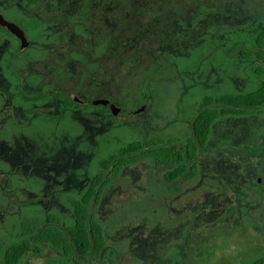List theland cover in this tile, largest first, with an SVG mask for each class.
I'll return each mask as SVG.
<instances>
[{
	"label": "rangeland",
	"instance_id": "rangeland-1",
	"mask_svg": "<svg viewBox=\"0 0 264 264\" xmlns=\"http://www.w3.org/2000/svg\"><path fill=\"white\" fill-rule=\"evenodd\" d=\"M22 2L35 6L30 9ZM83 4L85 12L84 0ZM12 5L23 14H29L35 7L43 20L52 19L46 25L47 32L32 39L46 48L29 46L17 54L15 69L21 78L22 92L38 91L45 84L57 88V93L65 89L70 91V97L76 95L84 100L101 92L121 108L115 120L100 108L83 113L70 110L69 118L83 127L67 118L55 124L40 118L25 129L28 134L53 133L54 129L76 134L73 141L68 139L71 141L64 144L69 154L66 189L71 193L85 186L91 171H99L94 162L102 152L103 155L116 153L128 141L146 140L153 135L165 138L189 135L191 119L198 111L203 93L214 94L225 88L226 77L232 79V89L241 85L242 80L236 76L243 72L244 61L236 53L222 52L223 45L230 40L227 29L240 27L252 33L264 20V0H178L173 8L172 1L165 2L161 8L156 3L151 9L137 8L136 14L142 18L136 20V26L131 25L130 19L124 20L120 15L124 11L117 9L115 33L110 34L99 25L85 24L84 33H77L69 32L70 26L60 22L76 16L83 6L79 0H0L3 9ZM120 6L117 0V8ZM3 15L15 20L9 14ZM147 15L151 17L149 21L144 19ZM92 17L89 11L86 20ZM83 20L86 21L85 17ZM210 27L223 32L210 33ZM52 34L61 42L54 44L49 39ZM3 36L6 37L0 38V79L4 73L3 57L9 52V38ZM204 44L211 45L192 57L191 51ZM73 53L82 57H72ZM42 55L43 61L30 59ZM60 61L62 66L56 70ZM148 73H153L152 80L143 82ZM33 74L40 76L35 84L28 79ZM12 76L16 77L13 73ZM141 82L145 91L142 98L139 97ZM60 102L53 96L43 113L62 114L64 107L60 109ZM141 106L144 109L140 112L128 115ZM258 121L257 117H246L215 123L211 140L197 158L196 176L181 181L175 193L164 190L158 168L149 159L123 167L114 182L102 190L94 211L108 233L103 254L95 259L80 257L78 261L81 264H250L258 260L264 255V204H258L260 200L264 202V195L259 196L253 181L255 172H251V181L247 178L249 182L243 187L248 193L243 204L239 185L244 182V176L238 180L235 171L238 158L248 160L242 146L249 143ZM8 131L7 139L0 138L4 147L13 139V132ZM261 133L264 134V129ZM4 147L0 145V241L17 240L19 222L27 215L44 217L56 210L61 217H70L61 203V192L66 190L54 192L55 201L51 203L46 198V179L38 177L42 184L39 180L30 181L33 189L39 191H30L27 182L34 177L33 173L18 165L20 161L3 156ZM36 147L43 149L47 158L48 149L55 146L36 144ZM20 156L26 155L20 152ZM44 166L47 176L50 171L47 162ZM57 180L65 184L64 178ZM26 200L34 204L23 206ZM42 247V257L27 256L20 264H70L68 257L56 259Z\"/></svg>",
	"mask_w": 264,
	"mask_h": 264
},
{
	"label": "flooded vegetation",
	"instance_id": "flooded-vegetation-1",
	"mask_svg": "<svg viewBox=\"0 0 264 264\" xmlns=\"http://www.w3.org/2000/svg\"><path fill=\"white\" fill-rule=\"evenodd\" d=\"M21 1H24V0H21ZM79 1L83 6L81 9H79V11H77L76 16H70L67 19L62 20L60 23L62 25H67L68 27L70 26L69 32L73 31L77 33L79 32L84 33L83 26L99 25L104 28H107L108 32L111 34V33H115L117 9L118 10L122 9V12L124 11V14H120L124 20L126 17L130 19L131 25L133 24L134 26H136L137 25L136 20H139L142 18L140 15L136 14L137 11L135 10H137V8L146 7L148 9H151L152 4L154 3L157 4L156 6L161 8L165 5V2L167 1H172V8H173V6L175 5V3H177L178 0H118L122 4V6L118 8H117V0H84L86 4L85 12H84L83 0H79ZM149 2L150 4L148 5ZM23 4H26L25 6L30 9H31V6L33 5L31 2H25ZM13 7L15 6L12 5L11 7L7 9H3L0 7V15L6 21L16 24L23 31L24 36L26 38V44L25 46L21 47L20 39L16 35L11 33L5 26L0 25V38H1V35H5L7 38H9L7 40L8 45H9V52L3 57L4 73L2 75L3 78L0 79V86H2L0 88V138L6 137L7 139L8 134H9L8 130H11L10 134L13 132V135H12L13 139L9 140L10 142L7 147H4V143L2 142L0 143V145H3L4 147V150L1 154L3 156L8 157L9 159H12V161H16V160L20 161L18 165L22 164L26 166L25 169H28L30 173H33L32 175L34 177L30 178L28 182L25 180L29 184V187H30L29 190L32 191L33 193L36 191H39V189H33L34 186L31 184L30 180L32 179L39 180L38 177L45 178L46 183H47L45 184V192H48L47 193L48 197L46 198L47 199L50 198L49 202L53 203L55 201V199H53L54 192H57L58 190L62 191L63 189H65L66 191L61 192V203L63 204L64 208L68 212H70V215H71L70 217H61L59 214V211H56V210H52L49 214H47L44 217L43 216L32 217V216L27 215V218H23L19 222V232L16 235V238L17 240L23 239V235L20 230V223H22L23 221L24 222L34 221V220L38 221L41 223V227H47V228L49 227L52 230V233L53 232L54 233L49 234L46 240L43 239L38 242H30L31 248L28 252L25 253L24 257H27V256L31 257L34 255L42 257L43 255L40 253H42V249H43L42 245H43L50 252L51 255L56 256V259L58 257H68L69 258L68 263L81 264L78 261V258L89 257L90 259H95L96 256L103 254V250L106 244V239H107L106 236L108 233L103 227L101 219L97 218L94 212L95 209H97L98 204L100 202V195H101L102 190L106 186L114 182V178L117 176V174L123 167L135 164L138 161L123 165L119 169H116L117 168L116 166L118 162L121 160L122 156L119 155L117 152L116 153L108 152V154H105V155H103V152H102L101 154H99L98 158L94 162L95 167H99L100 169L97 172L91 171V177L86 182L85 186L81 190H79L77 193H71L66 189L69 183V180H68L69 179L68 178L69 177V174H68L69 154L67 152V149L64 148V144H65V141L67 143L71 140L73 141L74 136H76V134L70 133V131L68 130L65 131L64 129H61V130L54 129L53 133L38 132L35 134H28L25 131V129L29 127L31 122H33L36 119H40V118L44 119L45 122L47 120V121L52 122L53 124L57 123V121H60V120L62 121L64 118H67V120L73 123L82 125L81 123L72 121L69 118L68 114L70 110H74V111L76 110V112L80 111L83 113L84 111L89 110V109L100 108L103 111L107 112L109 116H111L113 120H115L116 116L121 112V108L118 107L116 103L111 100L110 97L101 94V92H99L98 94L97 93L94 94L93 98H89L87 100L79 98L76 95H73L72 97H70V91H67L65 89H61L59 90L60 92L57 93L58 89L50 86V84H45L43 86L44 88H41L38 91L34 90V91L22 92L20 88L21 78L15 69V64L16 62H18V60L16 61L17 54H19L20 52H23L29 46L35 45L36 47L40 46V47L46 48V46H44L42 42L34 43L32 39L36 36H40L41 34L46 33L47 32L46 25L51 24L52 19L50 21L43 20V18H41L42 16L38 14L40 13V11H38V9L35 7H32L33 11L30 12L29 14H25V13L23 14L19 11H16ZM107 10H108V13L106 14ZM89 11L90 13H92L93 17L90 18L89 20H86L88 17ZM3 13L9 14V16H12L15 20L5 18ZM81 17H82V20H80ZM83 17H85V20H86L85 22H83L84 21ZM148 18L150 19L151 17L147 15V17L144 19H147V21H149ZM263 23H264V20L262 22L260 21L259 23L260 25L258 28L255 24H253V27L256 26V29L252 33L255 34L259 32L263 27ZM52 24L54 26L55 24L54 21H52ZM144 28L146 29L147 25H145ZM242 29L245 30L244 28ZM123 32H126V30L124 29ZM252 33L247 32L245 30L244 35L246 36ZM61 36H63V34ZM115 36L116 34L114 35L110 44L114 42ZM6 37L3 36V38H6ZM49 39H51V41L53 40L54 44L56 42L58 43L61 42L60 38L59 39L56 38L55 34H52L49 37ZM237 46H239L238 49L246 48V45H244V43L242 44L239 43ZM257 50L261 51L260 46H258ZM69 53L72 54L70 51ZM44 55L38 58L31 56L30 59H32L33 61H36V60L43 61L45 59ZM78 55L76 56L73 53L72 57H77L78 59L82 57ZM220 59H223V58H220ZM227 59L228 58L226 57V60ZM241 60L244 61L245 66L242 68L243 72L241 73L238 72L236 76L238 79L242 80L241 85L240 87H238V89H235V90L232 89V83H231L232 79H230L229 77H226L225 79H223L224 83L226 84L224 85L225 88L221 89L220 91L214 94L203 93L200 96V98L204 97L207 94L217 95L219 93H228L229 91H237L240 93H245L252 89L259 88L262 84H264V57L255 56L252 60H248V59H241ZM250 63L254 65H258V67H261L263 72H258V71L251 72L249 70ZM60 66H62V61L58 63V65L56 66V70H60ZM12 73L16 75L15 78L12 76ZM157 77L160 78V76H157ZM144 78H147L146 75H144V77L142 78V81ZM28 79H31L32 83L35 84L37 83V80L40 79V76L33 74L31 76H28ZM150 79L151 78L149 77L148 80ZM3 80H5V82ZM83 89L84 88H82V90ZM91 91H94V90H91ZM144 93L145 91L143 93L139 91V97L141 95L143 97ZM53 96L54 97L56 96L60 99L61 106L59 107L61 110L64 107L62 112H60L62 114L52 115L49 113L48 114L43 113L45 112L44 107H47L48 105L47 104L48 100H50ZM19 97H21L22 99L18 100ZM99 100L106 101L108 104H103L101 102H98ZM109 104L114 106L115 108H119V111L117 114L113 113V110ZM222 107H225V106H222ZM141 108L144 109V106H141ZM139 109L140 108L130 111L128 115L132 116L133 114L140 112L138 111ZM240 109L242 112L241 114L223 115L221 118L216 120L211 125L210 132H209V135L207 136V139L205 140L204 146L199 145L200 147L199 155L201 154V152H203L208 142L212 138V128L214 124L219 122L220 120L227 119V118L238 119V118H246V117H257L260 120L257 122L258 124L257 126L253 124L256 127V129H253V132H251L252 133V135L250 136L251 138L250 139L247 138L250 140L249 143H247V145L245 144V146H242L243 152L246 153L244 155L246 156L248 160L244 158L243 159L238 158V166H237V169L235 168V171L237 172L236 173L237 178H239L238 180H240V178L244 176L243 177L244 182L241 183L239 186H242V189H241L242 194L240 196L241 202L243 204H246L247 200L245 197L247 196L248 193L246 194L247 190H244L243 187H245L244 185L246 181H247L246 185L248 184L249 181H251L250 179V177L252 176L250 174L251 172H255V178L253 179V181L255 183V187L259 191V196L261 197L264 195V180L262 178V175H264V140L260 139V138H264V134L261 133L262 129H264V105L254 106V107H244ZM198 111H199V105H198ZM198 111H196L195 114ZM2 124H4L5 126H2ZM158 137L160 138V140H162V144L160 143L162 147L168 146V147H174L177 149L182 148L184 151L187 150L186 148L187 141L199 144L198 138H196V135L194 131L192 130V119H191V124H190V134L189 135H183L181 138H178V137L165 138L159 135ZM68 139H71V140H68ZM241 139L244 140L243 138ZM223 142H224L223 144H229V143H226L228 141H223ZM36 144L38 145L52 144L55 147L48 149L50 156L45 158L44 150L40 149L39 147H36ZM12 149L15 150V153L12 152ZM20 152L24 153L26 156L19 157ZM79 155L80 157L82 156V154H79ZM109 155L112 156L111 163L107 168L104 169L103 167H101L100 162L102 161V159L108 158ZM76 158L79 159L77 154H76ZM195 160L197 162V159ZM262 160H263L262 162L263 164L261 163ZM259 161L260 163H257ZM46 162L50 169L49 174L47 176L45 174L46 168L44 166ZM156 167L158 168V172L160 173V181L163 183L164 190L167 192H172V193H175V190L181 181H190L196 176V173H197V170H196L194 175L188 179L178 177L172 181H168L165 175L166 166L164 164H159V165H156ZM58 172H61L59 176H58ZM57 178H60V179L64 178L65 184H59V181L57 180ZM247 178H249V181L247 180ZM42 183L43 182L40 181V184ZM56 184H58V186H56ZM92 184H94L93 187H92ZM90 192H91V195L88 196ZM78 203L83 204L87 209L86 210L87 216L85 217L84 221L86 222V229L88 231L90 244H89V249L86 252H80L76 249L73 243V239L71 237V231H70L72 228H74L75 223H76L74 204H78ZM28 204H34V203H30L29 201H27V203L24 204L23 206H26ZM258 204H264V202L260 200ZM27 238H29L30 241H33V239H35L33 234H31ZM37 246H38V250H36L35 248ZM172 250H175V248Z\"/></svg>",
	"mask_w": 264,
	"mask_h": 264
},
{
	"label": "trees",
	"instance_id": "trees-1",
	"mask_svg": "<svg viewBox=\"0 0 264 264\" xmlns=\"http://www.w3.org/2000/svg\"><path fill=\"white\" fill-rule=\"evenodd\" d=\"M209 31L210 33H214L215 31L223 32L222 29H215L213 27H210ZM227 31H230V40L223 45L222 52L225 51L232 55L236 53L240 59L248 60H252L255 56L264 57V23L259 32L246 36L244 35L245 30L242 28L235 27L232 30L227 29ZM239 43H244L246 48L238 49L237 45ZM210 45L204 44L202 47H198L191 51L192 53H190L192 57L195 52L197 57L199 50L202 52L205 48H209ZM258 46H260L261 51L257 50ZM182 58L187 59L188 57ZM249 66L251 72H263L262 68L258 67V65L250 63ZM145 75L147 78H144L143 82L148 80L149 77L152 78L153 73ZM156 75L157 74H155V76ZM140 84V91L143 93V84L142 82ZM140 98H142V95ZM198 105L199 111L192 118V130L194 131L196 138H198L199 144L187 141V150L184 151L182 148L177 149L168 146L162 147L160 145V143L162 144V140H160L158 135L150 136L146 140H131L128 141L126 145L118 148L117 153L121 155L122 158L118 162L116 169L141 159H149L155 166L159 164H164L166 166L165 175L168 181H172L178 177L186 179L192 177L198 168L195 159H197L199 155V145L204 146L211 125L223 115L241 114L242 112L240 108L263 106L264 84L259 88L252 89L245 93L229 91L228 93H219L217 95L207 94L200 98ZM111 159V155L106 159H102L100 162L101 167L104 169L107 168L111 163ZM93 185L94 184H92V187ZM90 195L91 192L88 196ZM86 210L87 209L83 204H74L76 223L74 228L70 231L73 243L76 249L80 252H86L89 249L90 244L86 222L84 221L87 216ZM40 227L41 223L35 220L28 222L23 221L20 223V230L23 239L14 240L12 242H0V264H20L25 253L31 248L30 242H38L43 239L46 240L49 234L54 233H52V230L49 227ZM31 234H33L35 238L33 241H30L29 238H27ZM35 248L38 250V246ZM250 264H264V255L258 260L252 261Z\"/></svg>",
	"mask_w": 264,
	"mask_h": 264
},
{
	"label": "water",
	"instance_id": "water-1",
	"mask_svg": "<svg viewBox=\"0 0 264 264\" xmlns=\"http://www.w3.org/2000/svg\"><path fill=\"white\" fill-rule=\"evenodd\" d=\"M0 25L5 26L11 33L16 35L20 41H21V47L25 46L26 44V38L24 36L23 31L14 23L6 21L1 15H0ZM98 102H101L103 104H108L106 101L99 100ZM110 105V104H109ZM110 107L113 110L114 114H117L119 111V108H115L114 106L110 105ZM143 108H140L138 111H141Z\"/></svg>",
	"mask_w": 264,
	"mask_h": 264
}]
</instances>
